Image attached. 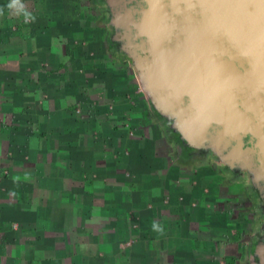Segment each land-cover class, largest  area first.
<instances>
[{"label": "crops", "instance_id": "obj_1", "mask_svg": "<svg viewBox=\"0 0 264 264\" xmlns=\"http://www.w3.org/2000/svg\"><path fill=\"white\" fill-rule=\"evenodd\" d=\"M84 1L0 0V264L245 263Z\"/></svg>", "mask_w": 264, "mask_h": 264}, {"label": "water", "instance_id": "obj_2", "mask_svg": "<svg viewBox=\"0 0 264 264\" xmlns=\"http://www.w3.org/2000/svg\"><path fill=\"white\" fill-rule=\"evenodd\" d=\"M128 2L117 52L167 137L183 157L212 158L253 182L264 172V0ZM258 237L252 264H264V232Z\"/></svg>", "mask_w": 264, "mask_h": 264}, {"label": "rangeland", "instance_id": "obj_3", "mask_svg": "<svg viewBox=\"0 0 264 264\" xmlns=\"http://www.w3.org/2000/svg\"><path fill=\"white\" fill-rule=\"evenodd\" d=\"M84 2H86V0ZM98 8L99 10H101L100 6H98ZM96 9L97 7L95 8V11ZM95 15L103 29L101 31V34L104 38V44L107 47V51L110 54H113V52L110 50L107 40V30L103 26L104 15H98L97 12ZM114 57H118L117 59H121L124 65L129 69L132 78L137 80L130 61L120 55H116ZM147 107L148 112L151 113V117L153 118H151L149 115V119L151 120L147 121L146 130H149L150 127L154 128V126H157V129L159 130L161 135H166L164 127L162 125V120L149 108L148 102ZM187 159L188 160L186 162H189L188 164H192L195 171L198 172L196 176L197 182L195 181L196 183H194V187L200 191L199 193L206 197V200L210 199V196L213 195V198L222 199L221 201H223L222 211H224V213H227V217H223L222 220L225 224L221 225L220 228H222L221 233H225L224 229L228 228V236L225 235L222 239L226 244H230L233 241V243L237 245V253H240L243 257V260L248 262V260L250 259L249 251L251 248L248 245V238L252 237L254 226L252 224V214L251 209L248 206L249 204L244 198L240 197V185L236 183L235 180L231 179L230 176H228L223 170L222 165L218 164L212 158L205 159L200 157H190ZM181 163L183 164V161L180 156V164ZM210 182H212V187L214 186L213 182H220L221 186L216 191L214 190V188H210ZM246 262L243 264H246Z\"/></svg>", "mask_w": 264, "mask_h": 264}, {"label": "flooded vegetation", "instance_id": "obj_4", "mask_svg": "<svg viewBox=\"0 0 264 264\" xmlns=\"http://www.w3.org/2000/svg\"><path fill=\"white\" fill-rule=\"evenodd\" d=\"M93 2L94 6L97 7L96 12L98 15H104L103 26L107 30V40L110 50L118 55L117 47L119 44L115 41L116 24L122 21L124 9L134 6L135 2L129 3L128 0H93ZM98 6L101 7V10H99ZM244 141L250 144L248 137H245ZM224 171L240 185V197L247 201L251 209L254 230L252 237L248 238V245L252 247L261 241L258 235L264 232V172L256 176L252 182V179L246 171L240 174H232L226 170Z\"/></svg>", "mask_w": 264, "mask_h": 264}, {"label": "clouds", "instance_id": "obj_5", "mask_svg": "<svg viewBox=\"0 0 264 264\" xmlns=\"http://www.w3.org/2000/svg\"><path fill=\"white\" fill-rule=\"evenodd\" d=\"M5 8L16 15L23 17L25 23L33 22L35 20V17L27 11L22 0H9V3L6 4ZM5 8H0V16L5 14ZM152 229L159 235L164 234V228L157 223L152 224Z\"/></svg>", "mask_w": 264, "mask_h": 264}, {"label": "bare ground", "instance_id": "obj_6", "mask_svg": "<svg viewBox=\"0 0 264 264\" xmlns=\"http://www.w3.org/2000/svg\"><path fill=\"white\" fill-rule=\"evenodd\" d=\"M244 124H247V125L249 124L251 126H255L257 123L256 122H251V121H244ZM240 126H241L240 124L239 125L238 124L237 125H232V124H228L227 125V127H229L230 129L234 130L233 132H235L236 129L239 128ZM239 158L244 160V161L248 159L245 155H239ZM261 173H263V171L259 170V171L256 172V175L258 176Z\"/></svg>", "mask_w": 264, "mask_h": 264}]
</instances>
